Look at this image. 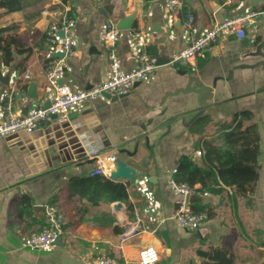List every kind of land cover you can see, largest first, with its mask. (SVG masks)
<instances>
[{
    "label": "crops",
    "instance_id": "obj_1",
    "mask_svg": "<svg viewBox=\"0 0 264 264\" xmlns=\"http://www.w3.org/2000/svg\"><path fill=\"white\" fill-rule=\"evenodd\" d=\"M21 4L16 11L0 6V29H8L3 37L10 42L15 35L19 48L24 45L21 51L11 48L8 61L0 57V119L8 101L21 114L48 102L52 88L46 72L53 52L47 37L50 25L64 17L75 20L70 31L75 53L56 55L65 69L62 82L72 90L89 89L112 74L100 37L107 18L124 25L116 43L121 72L137 68L141 51L157 56L159 67L117 99L97 96L66 117L41 122L31 133L0 136V264H97L103 256L116 264H138L140 250L149 245L159 252L157 264H204L208 258L200 252L214 248L232 254L233 264H264V14L246 27L242 39L221 35L212 51L199 55L196 71L186 63L169 64L214 23L264 9V0H184L172 13L162 0ZM106 5L112 13L107 17L101 12ZM188 13L195 16L191 28L184 24ZM32 82L37 83V99L28 96ZM245 110L253 112L260 134L254 189L242 196L231 187L195 184L201 193L190 198V205L207 218L197 230L180 227L174 219L178 195L169 176L183 156L201 158L196 153L205 139L223 143L235 115ZM200 117L204 121L194 124ZM83 146L116 150L135 168L133 181L115 180L128 186L127 197L104 198L95 205L70 196V179L90 176L96 166L84 156ZM24 195L31 204L19 208ZM50 206L65 219L63 234L49 248H24L30 231L47 224ZM136 218L138 233L122 241L123 226Z\"/></svg>",
    "mask_w": 264,
    "mask_h": 264
},
{
    "label": "built area",
    "instance_id": "obj_2",
    "mask_svg": "<svg viewBox=\"0 0 264 264\" xmlns=\"http://www.w3.org/2000/svg\"><path fill=\"white\" fill-rule=\"evenodd\" d=\"M165 9L169 12L179 11L184 0H162ZM264 14V9H249L240 14L229 16L220 22L214 23L211 28L192 39L181 51L173 55L169 64L186 63L192 71L197 70V59L200 54L212 51L219 37L223 34L230 37L242 39L245 37L246 27L254 22L258 16ZM195 21V16L188 13L185 18V26L191 28ZM75 25V20L64 17L61 21H55L50 25L47 42L52 47L53 56L47 67V79L52 93L46 99L50 102L48 107L36 106L31 108L26 114L18 113L10 101L6 102L2 109L0 119V136L7 137L20 132L31 133L35 131L43 121L50 120L53 114L64 115L91 101L97 96L124 95L138 82L146 81L159 67L158 58L155 55L141 51L137 54L138 66L128 72L120 71L119 58L116 53V43L119 39V27L113 18H107L100 26V37L106 44L109 59L111 61V76L89 89L74 91L62 82L64 77V65L62 58L56 53H63L64 57L72 56L75 53L73 38L70 35L71 29ZM61 32L63 35L61 36ZM25 79L31 78L30 73H25ZM87 146V145H86ZM86 157L95 161L96 166L90 172V176H109L115 169H124V162L116 150H102L96 147H85ZM197 156L202 155V151H197ZM177 169L169 176L168 183L171 189L178 195L174 219L177 224L188 230H197L202 225L207 215L195 212L190 205V198L201 193L196 185L185 182H178L175 179ZM47 224L40 230H32L23 240L22 246L29 249L42 250L51 247L63 234L65 219L62 213L55 207L50 206L47 210ZM140 220L128 222L123 226V231L119 238L124 241L128 237L138 233ZM160 256L158 250L152 246H145L139 252L138 264H157ZM97 264H116V261L109 257H101Z\"/></svg>",
    "mask_w": 264,
    "mask_h": 264
},
{
    "label": "trees",
    "instance_id": "obj_3",
    "mask_svg": "<svg viewBox=\"0 0 264 264\" xmlns=\"http://www.w3.org/2000/svg\"><path fill=\"white\" fill-rule=\"evenodd\" d=\"M67 2L68 0H62ZM0 6L11 11L22 8L21 0H0ZM7 28L0 29V57L8 61L12 50L21 51L17 36L8 42L3 37ZM27 49V48H25ZM252 111H242L234 117L224 133L221 144L212 139L203 142L202 156L198 160L185 155L180 159L175 179L190 185L201 184L209 188L231 187L244 196L254 189L259 177L258 157L260 154V134L256 123L253 121ZM204 121L200 117L194 124ZM70 196H78L93 204H99L101 199L120 200L128 196V186L103 175L72 177L69 181ZM31 197L24 195L17 202L19 208L30 205ZM55 205V203H51ZM200 255L207 257L204 264H233L234 257L226 250L214 248L211 251H201Z\"/></svg>",
    "mask_w": 264,
    "mask_h": 264
},
{
    "label": "water",
    "instance_id": "obj_4",
    "mask_svg": "<svg viewBox=\"0 0 264 264\" xmlns=\"http://www.w3.org/2000/svg\"><path fill=\"white\" fill-rule=\"evenodd\" d=\"M253 2L255 3V0H253ZM106 17L108 15H111V7L110 5H106L103 7L102 11H101ZM122 24H119L118 27L119 28H122ZM61 34H63V32H61ZM58 55L60 56H63V53H58ZM206 89V87L203 86L202 89L198 90V92L201 94L204 90ZM28 90H29V93H28V96L30 98H33V99H37L39 97L38 93H37V83L35 82H32L30 83L29 87H28ZM105 97L109 98V99H117L118 97H121L123 95H110V94H103ZM199 101L201 102L202 104V107L204 106V104L202 103V101L199 99ZM50 104V102L48 101L46 103V105H44L45 107H48ZM202 109H200L199 112H201ZM52 117H58L57 114H53ZM82 144V143H80ZM83 150L85 151V147L83 146L82 147ZM84 156L86 157V152L84 154ZM135 173H136V170L135 168H133L132 166L130 165H126V167L124 169H115L113 170L110 175H109V178L112 179V180H116L118 178H121V179H126L127 181H133L134 178H135ZM59 240V239H58Z\"/></svg>",
    "mask_w": 264,
    "mask_h": 264
}]
</instances>
